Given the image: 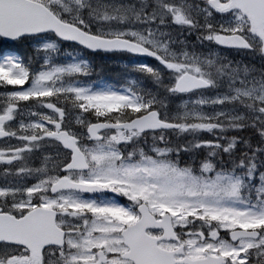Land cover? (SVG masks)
Segmentation results:
<instances>
[{
	"label": "snow or ice",
	"instance_id": "6c2138e0",
	"mask_svg": "<svg viewBox=\"0 0 264 264\" xmlns=\"http://www.w3.org/2000/svg\"><path fill=\"white\" fill-rule=\"evenodd\" d=\"M0 264H264V0H0Z\"/></svg>",
	"mask_w": 264,
	"mask_h": 264
}]
</instances>
